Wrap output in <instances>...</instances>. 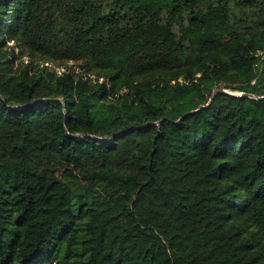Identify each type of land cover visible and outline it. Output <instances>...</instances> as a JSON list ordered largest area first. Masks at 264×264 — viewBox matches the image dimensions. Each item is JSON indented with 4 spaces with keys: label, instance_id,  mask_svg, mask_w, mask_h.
<instances>
[{
    "label": "trees",
    "instance_id": "trees-1",
    "mask_svg": "<svg viewBox=\"0 0 264 264\" xmlns=\"http://www.w3.org/2000/svg\"><path fill=\"white\" fill-rule=\"evenodd\" d=\"M0 264H264V0H0Z\"/></svg>",
    "mask_w": 264,
    "mask_h": 264
},
{
    "label": "rangeland",
    "instance_id": "rangeland-1",
    "mask_svg": "<svg viewBox=\"0 0 264 264\" xmlns=\"http://www.w3.org/2000/svg\"><path fill=\"white\" fill-rule=\"evenodd\" d=\"M214 26L219 27L223 31H227L229 29V25L227 23H225L224 21H221L220 20L216 24L208 23L206 25V27L203 28V29H193L192 35L193 36L200 35V36H204L205 37V36H207L209 34V31H211V29ZM54 67L57 68V69H59V70H66V69H72V68L75 69L76 71L77 70H81V68L79 66V63L78 62H75L73 60H69L67 62H64L60 66H54Z\"/></svg>",
    "mask_w": 264,
    "mask_h": 264
},
{
    "label": "water",
    "instance_id": "water-1",
    "mask_svg": "<svg viewBox=\"0 0 264 264\" xmlns=\"http://www.w3.org/2000/svg\"><path fill=\"white\" fill-rule=\"evenodd\" d=\"M217 92H225V93H229V94H232V95H247V96H252L251 93H247V92H243V91H240V92H239V91H231V90H228V89H226V88H215V89L212 90L208 102L211 101L212 96H213L215 93H217ZM260 97H263V96H260ZM57 99H58V100H62L61 98H57ZM208 102H207V103H208ZM201 106H202V105H200L199 107H201ZM158 122H159V121H158Z\"/></svg>",
    "mask_w": 264,
    "mask_h": 264
}]
</instances>
